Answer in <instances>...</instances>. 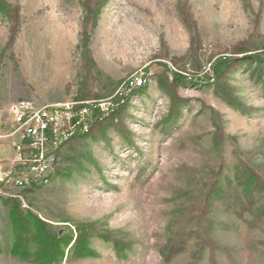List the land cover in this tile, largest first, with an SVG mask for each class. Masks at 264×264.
I'll return each mask as SVG.
<instances>
[{"label":"rangeland","instance_id":"obj_1","mask_svg":"<svg viewBox=\"0 0 264 264\" xmlns=\"http://www.w3.org/2000/svg\"><path fill=\"white\" fill-rule=\"evenodd\" d=\"M1 1L19 21L4 50L0 10V133L18 101L73 104L91 123L45 183L2 189L0 264H35L11 252L14 216L110 239L53 264H264V64L213 69L264 53V0H102L86 26L80 0Z\"/></svg>","mask_w":264,"mask_h":264},{"label":"built area","instance_id":"obj_2","mask_svg":"<svg viewBox=\"0 0 264 264\" xmlns=\"http://www.w3.org/2000/svg\"><path fill=\"white\" fill-rule=\"evenodd\" d=\"M9 114L12 126L0 138L13 141L10 158L0 161V193L7 187L21 191L44 183L62 145L87 131L91 123L87 109L73 104L36 107L18 101L9 107Z\"/></svg>","mask_w":264,"mask_h":264},{"label":"trees","instance_id":"obj_3","mask_svg":"<svg viewBox=\"0 0 264 264\" xmlns=\"http://www.w3.org/2000/svg\"><path fill=\"white\" fill-rule=\"evenodd\" d=\"M80 5L85 13L84 26L88 24L89 20H95V14L99 11L102 5V0H80ZM0 10L4 12L5 17L9 20L8 26V38L5 43L4 50H9L17 33L18 21H19V5L15 3L10 5L0 0ZM83 26V28H84ZM95 26V23L94 25ZM84 34L83 49L85 54V43L87 41V35ZM237 54H243L245 51H238ZM264 64V53H250L236 56L231 59H221L213 64L215 72L220 73L225 66L226 69L236 67L246 63ZM257 183L253 184L250 179L245 183L243 189L244 199L252 203L255 199L253 190H256ZM261 188V187H260ZM262 190V188H261ZM264 192V189L262 190ZM258 199V198H257ZM14 207H19L18 201L12 200ZM262 212V211H261ZM14 244L11 247L12 254L17 255L21 259H31L35 264H53L59 262L64 257L63 247L71 246L68 250L70 256L74 258H85L95 256L96 253L89 246V237L92 234H97L94 223H75L74 230L75 236L65 235L58 236L47 228L46 223L39 219L27 220L22 217L14 216L12 218ZM104 240L109 241L108 236L103 233L97 234ZM115 243V250L118 247H122L123 244ZM35 246V253L33 255H27L26 250Z\"/></svg>","mask_w":264,"mask_h":264},{"label":"crops","instance_id":"obj_4","mask_svg":"<svg viewBox=\"0 0 264 264\" xmlns=\"http://www.w3.org/2000/svg\"><path fill=\"white\" fill-rule=\"evenodd\" d=\"M5 132H6V130L3 131V132H1L0 133V136L3 135ZM12 141L13 140L10 139V138H4V139H2V141H0V147H5L6 150L8 151V155L6 157H1L0 156V161H4L5 162V161H7L10 158V156H11Z\"/></svg>","mask_w":264,"mask_h":264},{"label":"bare ground","instance_id":"obj_5","mask_svg":"<svg viewBox=\"0 0 264 264\" xmlns=\"http://www.w3.org/2000/svg\"><path fill=\"white\" fill-rule=\"evenodd\" d=\"M87 131H79V134H83L86 133ZM69 140V139H68ZM54 165L50 166V169L48 171H46L45 175H44V183L48 180L52 170H53Z\"/></svg>","mask_w":264,"mask_h":264}]
</instances>
